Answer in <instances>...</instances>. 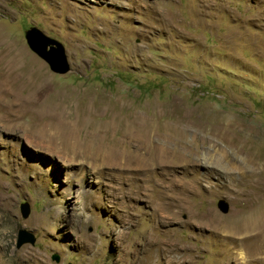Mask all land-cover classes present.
<instances>
[{
    "label": "rangeland",
    "instance_id": "374dc122",
    "mask_svg": "<svg viewBox=\"0 0 264 264\" xmlns=\"http://www.w3.org/2000/svg\"><path fill=\"white\" fill-rule=\"evenodd\" d=\"M31 27L63 44L68 73L51 72L30 51ZM0 38V79L4 61L19 57L44 74L34 83L67 122L88 94L102 109L116 102L143 118L152 111L157 128L173 118L201 130L224 123L264 141V0H0ZM105 114L93 126H104ZM29 140L0 132L7 264H264V248L242 231L248 208L207 145L197 164L154 168L151 183L144 172L62 159ZM18 230L34 245L16 248Z\"/></svg>",
    "mask_w": 264,
    "mask_h": 264
},
{
    "label": "bare ground",
    "instance_id": "6f19581e",
    "mask_svg": "<svg viewBox=\"0 0 264 264\" xmlns=\"http://www.w3.org/2000/svg\"><path fill=\"white\" fill-rule=\"evenodd\" d=\"M4 62L8 75L0 79V132L21 131L30 139L31 147L53 156L58 154L62 159L111 162L122 171L144 172L151 183L154 168L197 164L199 150L207 145L211 148L209 160L214 162L217 155V161L224 163L228 180L238 188L239 204L248 208L241 217L245 240H250L253 249L264 248V141L257 134L224 123L211 129H195L179 118L172 119L171 127L157 128L152 111L143 118L132 109L123 112L124 107L116 102L102 109V101L88 94L81 107L82 119L78 111L71 124L61 119L64 116L57 114L53 101L37 89L34 81L44 74L37 76L22 65L19 57ZM99 111L106 112V120L104 126L96 127L92 123ZM25 117L30 122L25 124ZM232 225L238 233L234 221ZM241 241L236 243L244 244ZM26 256L20 252L16 261L23 263ZM4 257L0 256V264H7Z\"/></svg>",
    "mask_w": 264,
    "mask_h": 264
},
{
    "label": "water",
    "instance_id": "95a60500",
    "mask_svg": "<svg viewBox=\"0 0 264 264\" xmlns=\"http://www.w3.org/2000/svg\"><path fill=\"white\" fill-rule=\"evenodd\" d=\"M24 38L30 51H32L38 58L44 61L51 72L64 75L69 72L70 66L66 57L65 48L63 44L54 38L46 36L42 31L36 27H31L24 32ZM218 209L221 213L228 212V205L225 201H218ZM20 213L22 218L26 219L30 213V206L28 203L20 205ZM34 236L26 230H18L16 248H20L24 244L34 245ZM58 261V258L55 259Z\"/></svg>",
    "mask_w": 264,
    "mask_h": 264
}]
</instances>
